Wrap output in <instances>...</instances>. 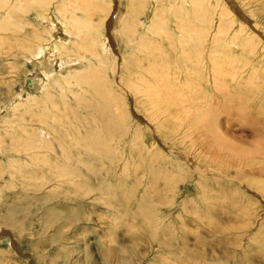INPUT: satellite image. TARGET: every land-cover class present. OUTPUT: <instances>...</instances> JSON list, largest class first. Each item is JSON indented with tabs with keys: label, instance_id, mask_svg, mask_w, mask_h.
I'll return each mask as SVG.
<instances>
[{
	"label": "rangeland",
	"instance_id": "rangeland-1",
	"mask_svg": "<svg viewBox=\"0 0 264 264\" xmlns=\"http://www.w3.org/2000/svg\"><path fill=\"white\" fill-rule=\"evenodd\" d=\"M8 1L0 0V18L11 20L9 22L14 26H22L24 30L23 32L21 29L22 33L13 27L20 33V38L23 36L31 38L35 30L45 27L35 9L30 10L26 15L23 14L25 20L35 27L28 23H19L14 17L8 18L5 13L6 5L16 2L11 0L8 3ZM227 1L233 3L234 10L238 12L235 14L237 22L232 29L236 31L242 19L246 21L243 23L245 29L257 35L258 44L251 52L244 48L237 36L236 40L229 42V36L233 33L228 37L222 34L219 41L213 42L216 36L211 35L218 26L216 14L221 6L219 4L215 7L216 2L227 6ZM111 2L113 8L107 15L105 13V24L99 31L104 32L110 44L109 53L106 55L109 62H105V65L110 67L108 66L106 76L114 81V89L124 96L129 119L133 122L128 119L123 125L122 141L124 140V143L121 141L122 143L117 147L120 152L124 150L123 158L113 163V171L109 174H106L105 168H99L92 174V172L89 173L91 163L87 161L96 157L97 153L93 151L87 153L79 163L80 165L77 164L80 170L79 181L76 178V182L71 184L63 178L60 180L56 178V172L50 173L49 169L47 170V167L40 163L35 162L33 166L27 168L30 171L23 170L26 177L21 173L23 168L20 164L17 165L16 170L5 166V170L0 173L2 190L0 191V264H264V189L259 188V185L264 187V0H209L211 6L216 9L215 17L213 16V21L204 23L208 31L205 41V59L209 61L208 66L212 63L210 61L211 44L227 43L229 46L227 49L222 47L219 49L223 55L227 54L226 58L218 57L217 68L223 75L221 77L224 81L222 83L221 79L223 88L215 94L216 90L214 91L208 83L205 84L207 89L213 90L210 92L212 96L215 94L210 106L213 113L210 114L206 123L209 124L207 128H214V138L215 132L219 131L218 135H222L223 139L231 142L230 145L234 150L248 151L245 158L232 156L228 158L223 153V149L219 151V156H214L216 153L213 149L218 153L217 147L210 142L208 145L201 146L198 131L194 133L193 141L196 142L192 144L191 139L184 138V131L187 130L185 121L180 124L179 129H174L176 134L167 128H160L159 125L163 120L165 124L171 122L170 124L179 126L177 125L179 115L174 114L171 117L170 114L165 113L162 118L161 116L155 118L149 109L146 111V97L140 98L141 94L135 97L130 92L124 91L123 81L121 82L123 85H120L118 81L119 74H125L124 59H133L132 47L126 44L121 31L122 18L128 11L129 0H112ZM165 3V5L158 4L160 10L158 9L157 13L164 18L166 29L172 37L169 44L164 38L159 37V41L167 46H177L179 41L176 28L177 16H175L176 2L171 0V3ZM151 4L139 17L144 24L149 23L152 15ZM61 5L60 0H55L50 9L51 19L57 22L58 28L55 31L58 37L62 36L59 20L70 16L69 12L65 16L57 13V7ZM206 5L211 12L213 10L211 6L207 3ZM188 7L185 6L184 13H188ZM92 13V21L95 22L104 16L98 11ZM76 14L84 17L80 11ZM241 15L242 18H240ZM210 16L211 14L208 15L209 20ZM228 18V16L224 17L225 23ZM9 22L6 23L9 24ZM143 30V26L138 25V32ZM84 31L86 32L87 29ZM98 36H100L99 33L95 31L93 38L98 39ZM8 37L13 39L11 35ZM73 40L78 41L74 36ZM97 45L98 48H94L98 49L99 53L101 52L99 41ZM67 52L71 55L80 54L72 44L68 45ZM26 53L18 47L9 51L6 46L0 48L1 137L4 129L10 124H13V128L10 127L13 130L11 133L15 132V135H18L16 133L20 128L18 124L22 126L27 123V128L33 125L40 127L28 112L21 114V108L28 103L27 96L34 93L29 82L31 78H35L39 84L44 85L46 92L56 97L55 101L58 104L61 103V110L64 107L60 101L62 93L70 97L69 102L73 103L72 106L76 105L70 92L72 90L75 93L79 90L75 83V73L88 66L90 62L98 63V59L104 56L96 57L86 53L79 66L65 68L58 66L56 56L54 59L56 65L50 78L42 71L33 69L31 61L25 58L29 56V53ZM131 70H135L133 66ZM233 74H235L234 78L231 77ZM203 81H206L205 77ZM84 89L87 90L86 85ZM44 92L39 94L41 96L39 101L42 100ZM86 96L91 98L90 92ZM14 102H17L14 106L21 103L24 105L14 110L11 108ZM34 107H39V104H34ZM51 111L55 121L50 120L51 130L56 135L59 133L58 116L62 117L64 113L57 109L53 111V108ZM68 115L73 122V114ZM137 116L139 119L141 116V119L139 120ZM5 119L11 122L4 124ZM67 124L62 125L61 130L76 133L75 130H71V123L67 122ZM16 128L18 131H14ZM62 138L66 139L64 134ZM5 141L8 142L7 136L3 149L10 151ZM141 141L144 145L139 146ZM131 143L135 146L132 147ZM31 150L33 149H28L26 152ZM71 150L73 154L76 152L72 147ZM155 151L158 153L155 154ZM26 152L18 157H22ZM116 156L120 154L117 153ZM24 157L31 162L27 156ZM0 158L6 161V156L2 155ZM55 158H52V161H55ZM102 158L104 159V156ZM246 161L250 162V165H246ZM212 162H215V165ZM43 167L46 170L42 169ZM40 171L44 172L47 178L41 183L32 179L30 174ZM10 173L14 175L10 176ZM250 178L261 182H254ZM9 181L15 182L18 188L8 187L7 189ZM60 181H62L61 185L56 184ZM34 184L41 185V188ZM105 184L108 185V189ZM90 187L91 191L88 190ZM83 188L87 190L82 191ZM98 188L104 191L100 192ZM131 189H133V195L128 193ZM17 195L25 199L24 204L13 210L15 206H11V203L17 200ZM33 201L35 204L32 203Z\"/></svg>",
	"mask_w": 264,
	"mask_h": 264
},
{
	"label": "bare ground",
	"instance_id": "bare-ground-1",
	"mask_svg": "<svg viewBox=\"0 0 264 264\" xmlns=\"http://www.w3.org/2000/svg\"><path fill=\"white\" fill-rule=\"evenodd\" d=\"M10 1H8V3ZM15 1H16L15 3L12 2L13 4L10 3L9 5H6L5 13L7 14L8 18L14 17V19H17L19 23L21 22H23L24 24L28 23L29 25L35 27V25H33L32 23L26 21L23 15V14L26 15L30 10L35 9L37 16L41 19V21H43L45 27L39 30L38 29L35 30L34 31L35 34L34 36L31 34L32 35L31 38H27L25 36L20 38L21 37L20 33L16 31L17 30L21 31L22 26L21 27L14 26L11 22H9L11 20L9 19L7 20L2 17V19L0 18L1 20L0 33H2L0 34V48L6 46V48H8L9 51L14 47H18L19 49L23 50L25 53L28 52L29 56L27 57L25 56V58L28 61H31L32 67L33 69H35V71L40 70L46 76H49L51 78L52 73L54 72V66L56 65V62H58V66L60 68H65L68 66L78 65L83 55H85L86 53L95 55L96 57H101V55L104 56L101 57L100 60L98 59L97 61L98 63L90 62L88 66L84 67L83 69L75 73L76 74L75 83L77 84L76 86H78L79 90L75 93L72 92V90H70L72 94V98L74 102H76V105L74 106H72L73 103L71 104L69 102L70 97L69 96L67 97L64 93H62L61 95L60 94L59 95H60V101H62L64 107L63 109L61 108L60 110L61 103L59 102L58 104L55 101L56 97H54L53 94L45 91L46 89L45 87H43L44 85H42L41 83L39 84V82L35 78H31L29 80L31 87L34 90V93L32 92L33 94L32 93L29 95L27 94L28 96L26 98V101H28V103L26 105L21 103L14 106L15 103H17L14 102L11 108L17 110L18 107L24 105V108L20 107L22 109L21 114H25V112L26 113L28 112L32 117V119L34 118L35 122L37 124L39 123L40 127L39 126L36 127V125L35 126L31 125L32 127L27 128V123L26 124L24 123V125L22 126L18 124V127H20L18 130L21 131L22 133H20L16 128L14 129V131H18L16 133L18 135H15V132L13 134L11 133L13 131L11 130V128H13V124L7 125V128L4 129V134L2 135V137L0 136V156L2 155L6 156V161L0 158V173L2 170H5V166L6 168L12 167L16 170V168L18 167L17 165L20 164L21 165L20 167L23 168L21 170V173L26 177V173L24 174L23 170L30 171L27 168H30L36 162L37 164L40 163L42 165H45L47 167V170L49 169L50 173L56 172L55 177L59 178V180L60 178H63L65 181H68L71 184L72 182H76V178L77 181H79L78 176L80 174V170L77 164L82 162V159L87 155V153L93 151L97 153L96 154L97 158L93 157V159L87 161L91 163L89 166L90 169L89 173L92 172L93 174L96 173L97 169L105 168L107 169L106 174H109L110 172L113 171L112 168L113 163L117 161H121L119 159L123 158L122 154L124 150L120 152L119 148L117 149V147L119 146L120 143L124 141V140L122 141L123 125L127 122L130 116V115L128 116V112H127L128 109L126 110V105L123 100L124 96L121 93L117 92L118 90L116 91L114 89L115 88L113 83L114 81H111L106 76L109 65L106 66L105 62H109V58H107L106 55H108L107 53H109L110 44H109V38L108 39L106 38L104 32L100 33L99 31L101 27L104 26L105 24V20H106L105 18L107 13H109L111 8H113L111 2L112 0H68V1L60 0V2H62V5L61 7L60 6L57 7V13L60 14V16H65L66 13L69 12L70 16L69 18L63 17V19L59 20L60 21L59 27L62 29L61 30L62 36L59 35V37L56 35V31H55L56 28H58L56 27L57 22L51 19L50 16L51 13L50 9L51 6L54 4L55 0H15ZM173 1L176 2L175 6H177L175 9V13H176L175 16H177V22L176 21L175 22H176V28L178 29L177 40L179 41L177 46L174 45L167 46L163 42L159 41L160 40L159 37L164 38L165 40L168 41L167 43L169 44L170 37H172L166 29V23L164 24L163 21L164 18L162 17V15L159 16L157 13V10L159 9L158 8L159 3L162 4L164 3L165 5L166 4L165 2L171 3V0H160V2L159 0H129L128 11L125 13V16L122 18L121 31L123 32V36L125 38L126 44L132 47L131 56L133 57V59L132 60L124 59L125 64L123 67L125 69L124 72L125 74L120 73L118 81L120 85H123L121 83L123 81L124 91L130 92V94L135 97L136 95L139 94L142 95L140 96V98L143 96L146 97L145 102L147 106L145 107L147 110L144 109L145 108L144 106L143 109L146 111H148L149 109V112L152 113V115H154L155 118H158L160 116L162 118V116L165 113L170 114L171 117L174 114L179 115L178 116L179 121L177 123V125L179 124V126H174L170 124L171 122L165 124V120L162 119L163 121L159 125L160 128L164 127L170 130L171 132L175 133L174 129H179L181 127L180 124H182V122L185 121L186 122L185 127H187V130L185 129L184 131V136H185L184 138L191 139L192 144L196 142L193 141V137H194V133L198 131L200 133L199 139L201 140V146L205 144L208 145V143L210 142L217 147L218 153L215 149H213L214 152L216 153V155H214L213 152L214 156H219V151L223 149V153L226 155V157L228 156V158L230 156H232L233 158L234 157L245 158L248 153L247 149H246L247 152L245 151L238 152V150H234L232 145H230L231 142L230 143L229 141L227 142L225 139L222 138L223 137L222 135L221 136L218 135L219 133L218 130H217L218 133L215 132L216 134L215 137L216 139H215L213 137L214 128H207L209 124H206L208 123V118L210 114L213 113V111L210 108L212 103L211 101L214 100L215 94H217L221 90V88H223V85L221 84V79H222L221 77L223 75L222 72H220L217 68L219 63L218 57L226 58L227 54L223 55L221 53V50L219 49H221V47L224 49H227V47H229L227 43H223L219 45L211 44L210 61L212 63L209 66L207 65L209 61L205 59V51H206L205 41H206V36L208 35V31L206 30L204 23L206 21L207 22L213 21V16L215 17L214 11L216 9L211 6L209 0H177V1L173 0ZM206 3L210 5L211 8L213 9L211 12L208 10ZM149 4H151L152 6L151 7L152 15L149 19V23L144 24V22H142L139 19V17L140 15H143L144 10L148 7ZM219 4H221V6H219ZM185 6H189L188 13H184ZM218 6H219V10L216 14L218 18V19L216 18L218 21L217 22L218 26L217 27L215 26L216 31H214V34L211 35L214 37L216 36L215 38L213 37L214 38L213 42L216 43V41H219L220 40L219 38L222 34L228 37L229 34L233 33L232 35L229 36L230 37L229 42L236 40V36H237L241 40L240 43H242V45L246 50H248L249 52L253 51L256 48V45L258 44L257 35L256 33L253 32L252 34L251 31H247L245 29L246 27L243 23H246V21H243L241 19V22H239V28L236 31H234L235 29H232V27L237 22L235 18L236 17L235 14L238 13L234 10L235 6L233 5V3L228 2V5L226 6V5H222V3L216 2L215 7ZM162 9H164V7ZM77 11H80L84 15V17H79L76 14ZM94 11H98L99 13H101V15L102 14L104 15L101 17L102 19L98 20L97 22L92 21L91 13ZM233 11H235V13H233ZM210 14L211 16L209 20L208 15ZM226 16L229 17L227 19V23L224 22V17ZM240 18H242V15ZM195 20L198 21L197 24ZM6 22H9V24ZM223 22L224 25L222 24ZM138 25L143 26L144 28L143 32L140 33L138 32ZM13 27H15L17 30L13 29ZM85 29H87L86 32L84 31ZM22 31L24 32L23 29ZM95 31L100 35L98 36V39L93 38V33ZM8 35L13 36V39L9 38ZM73 36L76 39H78V41L74 42ZM98 41H99V48L101 50V52L99 51V53H98V49H95L96 47L98 48L97 45ZM69 44H72V46L76 48L77 53L80 54L71 55L70 53H68L67 49ZM56 56L58 58H56L57 60L56 62H54ZM128 61L134 62L133 63L134 65ZM99 63H101V65H97ZM132 66L135 70H131ZM204 72L206 73L204 74ZM234 76L235 74L231 75V77L233 78ZM203 77H205L206 81H203ZM223 82L224 81L222 79V83ZM61 83L63 82L61 81ZM206 83H208L210 87H213L214 91L216 90L214 96H212V94L210 93L213 90L206 88L205 86ZM85 85L87 90L84 89ZM73 86H75V84ZM41 92H44V94L42 96V100L39 101V99H41L40 98L41 96L39 95ZM89 92L91 98L86 96V94L87 93L89 94ZM29 102H31V104H29ZM34 104L36 105L39 104V107H34ZM51 108H53V111L57 109L59 110V112L62 111L64 113V116L62 117L58 116L59 133L56 134L57 136L55 135V132L51 130L52 123H50L51 122L50 120L54 121L52 117L54 115H52ZM56 113L55 115H57ZM70 113L73 114V119H74L73 122L70 119L71 117L69 118L68 114ZM8 122H11V120L5 119L3 123L5 124ZM67 122L71 123L72 126L71 130L72 129L75 130L76 133H67L61 130L62 125L63 126L68 125ZM28 130L35 132H29ZM135 131H136L135 133L138 134L137 130ZM50 133L53 134V137H51ZM62 134L65 135L66 139L62 138ZM6 136L8 137V142L6 141L5 142L7 144V147L10 148V151L3 149L4 140ZM144 142L139 144V146L144 145ZM131 145L132 147L135 146V145L133 146L132 143ZM71 147L74 150H76L74 154L71 150ZM130 147H128V149ZM28 149H33V150H31L30 152H26ZM57 151H60V153H57ZM24 152H26L25 155L23 154L22 157H18V155ZM117 153H119L120 156L117 157L116 156ZM156 153H158V151H155V154ZM134 155H132V157ZM24 156H27V158H29L31 162L26 160ZM101 156L102 157L104 156V159ZM52 158H55V161H52ZM106 158L108 160H105ZM125 161L126 160H124V162ZM220 161L222 160L220 159ZM214 163L213 165H215ZM245 163L246 165H250L249 164L250 162L247 163L246 161ZM42 169H44V167ZM40 172L30 173V174L32 179L38 180L41 183V181L47 178L44 172L41 173ZM9 175L13 176L14 174L10 173ZM167 178L169 179V177ZM251 180H254V182H261L260 180H256V179H251ZM61 182L62 181L56 184H60ZM257 184L259 185V183ZM257 184L256 186H258ZM112 185L113 184H111V186ZM37 186H40L39 188H41V185L38 184L36 185V187ZM6 187L7 189L9 188L14 189L17 187V185L15 182L13 183L12 181H9V184ZM105 187L108 189V185L105 184ZM259 188L261 190L264 189V187L263 186L260 187V185ZM84 189L87 190V188H83L82 191H84ZM88 190L91 191L92 188L90 187L88 188ZM102 190L104 191V189ZM0 191L2 192L1 188ZM98 191L103 192L99 190V188ZM30 192L32 193V190ZM115 192H117V190ZM128 193L133 195L134 194L133 189L128 191ZM23 200L25 199L17 195V200L11 203V206H15L12 209L14 210L18 208L17 206H23L24 204ZM27 200L29 199L27 198ZM32 203L35 204L34 201Z\"/></svg>",
	"mask_w": 264,
	"mask_h": 264
}]
</instances>
